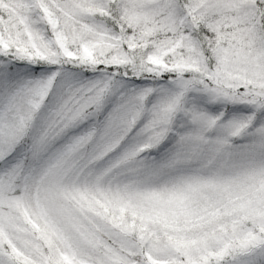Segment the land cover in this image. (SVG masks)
I'll use <instances>...</instances> for the list:
<instances>
[{
	"label": "snow or ice",
	"instance_id": "1",
	"mask_svg": "<svg viewBox=\"0 0 264 264\" xmlns=\"http://www.w3.org/2000/svg\"><path fill=\"white\" fill-rule=\"evenodd\" d=\"M0 264H264V0H0Z\"/></svg>",
	"mask_w": 264,
	"mask_h": 264
}]
</instances>
